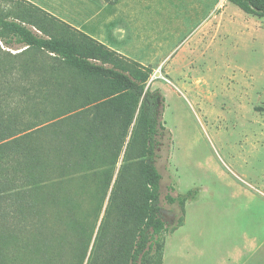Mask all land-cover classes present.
<instances>
[{"label":"rangeland","instance_id":"1","mask_svg":"<svg viewBox=\"0 0 264 264\" xmlns=\"http://www.w3.org/2000/svg\"><path fill=\"white\" fill-rule=\"evenodd\" d=\"M29 1L152 70L147 86L163 97L156 164L167 230L149 264H264V16L230 0ZM17 9L0 0V14ZM24 49L0 40L4 115L26 105L22 84L32 91L47 73L35 69L47 55ZM189 193L185 213L166 200ZM108 197L84 264L107 256L91 250ZM109 214L107 236L116 223Z\"/></svg>","mask_w":264,"mask_h":264},{"label":"trees","instance_id":"2","mask_svg":"<svg viewBox=\"0 0 264 264\" xmlns=\"http://www.w3.org/2000/svg\"><path fill=\"white\" fill-rule=\"evenodd\" d=\"M13 1L18 9L0 14V40L48 60L35 66L47 73L32 91L21 86L26 105L0 113V264H84L109 191L91 251H108L103 264H149L167 230L156 164L163 97L147 86L152 70L29 0ZM230 1L264 16V0ZM195 196L166 200L185 213Z\"/></svg>","mask_w":264,"mask_h":264}]
</instances>
